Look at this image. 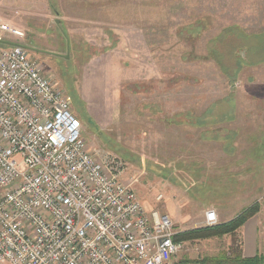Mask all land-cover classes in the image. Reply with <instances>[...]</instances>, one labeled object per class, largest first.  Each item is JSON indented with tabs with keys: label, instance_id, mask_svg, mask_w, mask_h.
<instances>
[{
	"label": "rangeland",
	"instance_id": "rangeland-1",
	"mask_svg": "<svg viewBox=\"0 0 264 264\" xmlns=\"http://www.w3.org/2000/svg\"><path fill=\"white\" fill-rule=\"evenodd\" d=\"M2 24L25 34L88 151L122 161L148 212L201 228L210 210L229 221L264 207L251 158L264 150V0H0ZM239 229L196 241L240 249Z\"/></svg>",
	"mask_w": 264,
	"mask_h": 264
},
{
	"label": "built area",
	"instance_id": "built-area-1",
	"mask_svg": "<svg viewBox=\"0 0 264 264\" xmlns=\"http://www.w3.org/2000/svg\"><path fill=\"white\" fill-rule=\"evenodd\" d=\"M24 35L0 25V262L173 264L187 249L173 220L145 209L119 158L88 151L71 96Z\"/></svg>",
	"mask_w": 264,
	"mask_h": 264
},
{
	"label": "crops",
	"instance_id": "crops-1",
	"mask_svg": "<svg viewBox=\"0 0 264 264\" xmlns=\"http://www.w3.org/2000/svg\"><path fill=\"white\" fill-rule=\"evenodd\" d=\"M247 123L248 124L246 126L249 128L255 125L254 124L255 122L254 123L247 122ZM263 125H264V123H263ZM259 126H261V124H258V127ZM249 130L250 131H246L243 128L242 133H244V131H246V133L252 132L251 128ZM227 152L229 154H233L234 150L232 153H231V151H227ZM251 158L254 160H263V163H264V150H262L261 147H259L257 149L256 153L252 154ZM260 191H261V196H260L258 201L260 203H261V201H263V203H264V183H263V187L261 188ZM260 203H259V205H260ZM199 218L203 219L200 222V224L204 225V220H205L204 215H202L201 217L199 216ZM217 218L219 221L218 224L226 223V222L233 220L232 218H230L229 221L226 219H223V215L221 213L217 214ZM173 221H174L176 226L179 225L180 228L182 227L179 230L180 232H185V231H189V230H192L195 228H199L197 225H193L194 227H188V224L191 222L190 218H188V220H183L180 217L179 218H173ZM233 235L230 236L232 239V243H233V238H232ZM235 235L240 240L241 249H242L244 259L248 260V259H254L257 257L264 259V207L260 208L259 212L255 216L250 218L237 231V234H235ZM201 243L206 244V243H208V241L186 242V245H187L186 251H184V252L180 253L178 256H176L173 259V264H213V263H208L205 260H208L209 258H217L219 256H222L225 253L229 254L228 252H229L230 248H228V249L220 248V249H215L213 251H207V250H204L203 248H200L202 245ZM0 264H6V263L0 262ZM256 264H264V262L256 263Z\"/></svg>",
	"mask_w": 264,
	"mask_h": 264
},
{
	"label": "trees",
	"instance_id": "trees-1",
	"mask_svg": "<svg viewBox=\"0 0 264 264\" xmlns=\"http://www.w3.org/2000/svg\"><path fill=\"white\" fill-rule=\"evenodd\" d=\"M259 212L258 204L245 210L237 218L225 224H217L214 226H205L198 229H193L185 232H179L175 236L177 242H193L196 240L207 239L210 237L234 234L236 229L241 228L250 218L255 216ZM229 254H223L220 259L205 260L208 263L213 264H256L264 262L263 258L244 259L242 249L234 250V247L230 248ZM219 258V257H217Z\"/></svg>",
	"mask_w": 264,
	"mask_h": 264
},
{
	"label": "water",
	"instance_id": "water-1",
	"mask_svg": "<svg viewBox=\"0 0 264 264\" xmlns=\"http://www.w3.org/2000/svg\"><path fill=\"white\" fill-rule=\"evenodd\" d=\"M8 45H18V44H16V43H13V42H6ZM23 47L25 48V49H27L28 51H31L32 50V48H28V47H26V46H24L23 45Z\"/></svg>",
	"mask_w": 264,
	"mask_h": 264
}]
</instances>
